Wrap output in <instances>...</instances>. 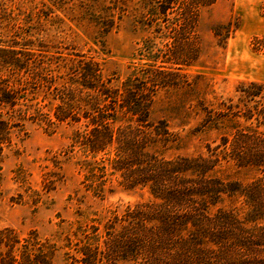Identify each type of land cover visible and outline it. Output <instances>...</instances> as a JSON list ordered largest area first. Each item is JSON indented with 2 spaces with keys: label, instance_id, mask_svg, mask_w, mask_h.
Here are the masks:
<instances>
[{
  "label": "trees",
  "instance_id": "obj_1",
  "mask_svg": "<svg viewBox=\"0 0 264 264\" xmlns=\"http://www.w3.org/2000/svg\"><path fill=\"white\" fill-rule=\"evenodd\" d=\"M162 1L158 13L165 16L171 9L178 16L167 51L172 60L187 65L181 57L194 49L178 42L196 37L199 9L218 0ZM260 15L264 19V3ZM7 17L0 0V23ZM238 28V23L228 22L211 31L225 42ZM10 44L17 41L0 38V156L12 144L13 130L24 122L54 123L35 103L38 90L46 87L58 100L55 121L83 123L73 133V146L85 157L106 156L103 164L90 169L88 180L104 178L108 169L124 189L145 190L151 197L113 213L103 236L91 227L94 235H84L83 244L75 248L77 256L65 253L62 264H264V176L241 183L220 173L225 161L264 175L263 84H240L235 101H199L201 120L194 131L212 133L219 143L208 155L165 157L175 136L164 120L149 121V107L157 89L176 87L168 78L174 74L151 67L142 78L132 75L118 87L103 79L95 62L78 60L71 76L56 83L61 77L41 67L43 62L28 63L29 58L21 57L28 52ZM252 49L264 52V31L253 38ZM102 181L91 185L98 196ZM56 252L53 243L34 231L21 236L0 229V264H54Z\"/></svg>",
  "mask_w": 264,
  "mask_h": 264
},
{
  "label": "rangeland",
  "instance_id": "obj_2",
  "mask_svg": "<svg viewBox=\"0 0 264 264\" xmlns=\"http://www.w3.org/2000/svg\"><path fill=\"white\" fill-rule=\"evenodd\" d=\"M161 2L1 0L10 17L0 23V38L17 41L10 45L26 50L21 57L29 58L28 63L48 66L51 75L61 77L56 83L71 76L78 60L95 62L103 79L118 87L132 75L142 78L152 68L169 71L174 74L169 81L176 87L157 89L149 107V121L164 120L175 136L163 154L208 155L219 141H214L212 133L194 131L201 120L196 110L199 101L214 105L228 97L235 101L240 84L264 85V52L252 49L253 38L264 31L260 15L264 0H218L199 9L196 37L178 42L182 48L188 44L194 49L181 57L187 65L172 60L167 51L178 16L171 9L165 16L158 13ZM228 22L238 23L239 28L219 42L211 29ZM48 91L40 88L35 103L54 123L24 122L13 130L12 144L0 156V229L10 228L21 236L36 232L56 246L54 264H62L65 253L77 256L75 248L83 244L84 235H94L91 227L103 236L113 213L151 197L145 190L124 189L116 175H108V169L104 178L88 180L90 169L100 166L106 156L101 152L94 159L85 157L73 146V133L83 123L55 121L58 100ZM220 166L223 177L241 183L264 176L231 162L221 161ZM93 173L98 175L97 170ZM102 180L106 182L98 196L91 185Z\"/></svg>",
  "mask_w": 264,
  "mask_h": 264
}]
</instances>
